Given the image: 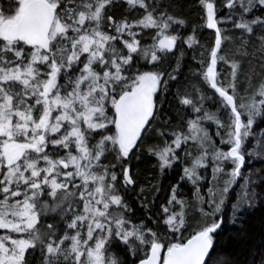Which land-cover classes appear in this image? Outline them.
<instances>
[{"label": "snow or ice", "instance_id": "obj_1", "mask_svg": "<svg viewBox=\"0 0 264 264\" xmlns=\"http://www.w3.org/2000/svg\"><path fill=\"white\" fill-rule=\"evenodd\" d=\"M197 11L188 34L179 0H0V264H238L216 249L233 186L230 223L264 206V0ZM141 152L179 179L133 204Z\"/></svg>", "mask_w": 264, "mask_h": 264}, {"label": "trees", "instance_id": "obj_2", "mask_svg": "<svg viewBox=\"0 0 264 264\" xmlns=\"http://www.w3.org/2000/svg\"><path fill=\"white\" fill-rule=\"evenodd\" d=\"M179 3L183 5V14L188 18L189 26L187 29H181V31L188 34L191 33L192 28L199 25L198 17L200 13L197 11V0H179ZM179 11V9L177 10ZM227 10H225L226 12ZM197 39L199 40V46H195L192 49H188L187 45L182 47L185 50V72L190 76L189 69L193 71L197 67L196 61L200 58V53L204 51L206 47L214 42L213 30L203 29L200 30L197 27L196 31ZM145 40L150 42V37L146 36ZM228 51V49H226ZM207 53H205L206 55ZM195 57V59H194ZM184 81H181L183 84ZM175 90V89H173ZM211 90H209V94ZM210 111L215 109L209 103L206 105ZM173 117H175L174 109L171 110ZM175 123V119L173 120ZM257 126L253 130V137L249 140V147L255 146L256 151L264 152V147L259 142L264 141V118H258ZM210 134H215V125L209 122ZM133 174L137 179V185L134 191L128 193V200L130 203H137L139 189L141 186L147 187L149 183L159 186L163 183L167 186L170 183H174L179 179L178 171H169L164 177H161L159 169L157 167V160L153 156H148L146 152H141L139 159L133 158L131 161ZM251 171L256 174L257 170L264 172V158H255L251 164L246 163L244 171ZM208 179H211V170L209 169L204 173ZM242 183V181L240 182ZM190 184H185L181 189L185 197L190 196ZM264 190V184H261L257 191ZM238 195H242L239 183L231 189L229 193V204L225 210V224L224 230L218 237V247L216 249L218 255H223L225 260H233L238 264H251L253 256L259 257V253L262 251L261 244L264 243V206L257 208L255 211L245 212L243 214L244 223L241 224L237 221L236 224L229 222L231 215V203L236 201ZM139 216V213H138ZM119 255V253H117ZM214 257L213 259H216Z\"/></svg>", "mask_w": 264, "mask_h": 264}, {"label": "rangeland", "instance_id": "obj_3", "mask_svg": "<svg viewBox=\"0 0 264 264\" xmlns=\"http://www.w3.org/2000/svg\"><path fill=\"white\" fill-rule=\"evenodd\" d=\"M256 126H257V123L254 124L253 130L255 129Z\"/></svg>", "mask_w": 264, "mask_h": 264}]
</instances>
